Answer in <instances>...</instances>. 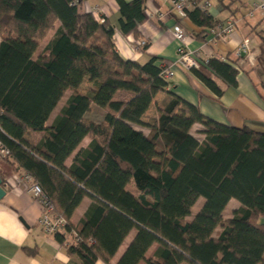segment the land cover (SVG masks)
I'll use <instances>...</instances> for the list:
<instances>
[{
    "label": "trees",
    "instance_id": "obj_1",
    "mask_svg": "<svg viewBox=\"0 0 264 264\" xmlns=\"http://www.w3.org/2000/svg\"><path fill=\"white\" fill-rule=\"evenodd\" d=\"M116 2L112 24L82 11L81 0H0V144L9 151L0 161L12 158L29 172L67 218L66 228L76 230L80 241L66 249L77 264H264V132L202 114L168 89L160 58L140 63L121 57L114 32L138 34L145 0ZM187 15L203 27L218 22L199 7ZM50 29L44 51L34 58ZM237 59L209 57L191 71L221 96L217 79L235 87ZM118 90L130 97L115 99ZM159 92L168 100L145 120ZM92 105L107 109L100 121L88 118ZM194 123L202 125V140L191 132ZM29 131L44 136L32 145L25 138ZM86 135L89 144L78 148ZM131 180L136 195L126 189ZM85 196L91 202L75 225L70 217ZM199 197L203 203L186 220ZM231 198L240 206L223 218ZM131 230L134 236L112 263ZM54 236L64 243L63 233ZM154 242L158 247L146 258Z\"/></svg>",
    "mask_w": 264,
    "mask_h": 264
},
{
    "label": "crops",
    "instance_id": "obj_2",
    "mask_svg": "<svg viewBox=\"0 0 264 264\" xmlns=\"http://www.w3.org/2000/svg\"><path fill=\"white\" fill-rule=\"evenodd\" d=\"M197 1H209L208 12L218 22H224L230 18L237 19L236 29L226 41L211 40L206 27L197 25L188 15L180 16L173 12L170 0H145L146 19L139 25L138 34L124 35L115 30L113 40L116 50L124 59L136 60L140 63L147 61L151 56L160 58L161 62H171L176 58L178 44L172 36V26L176 23H179L186 31L187 47L190 50H201L202 61L213 56L237 59V47L244 37H248L251 40L253 60L252 63L243 60L242 54L237 59V64H240L241 68L236 76L235 87L225 86L221 80L217 79L224 91L221 96H216L192 71L175 66L174 74L168 80V89L184 100L197 105L202 114L217 122L238 128L247 126L255 131L264 132V13L258 12L252 17L245 16L252 0ZM81 9L91 12L98 20L106 18L112 24L118 18L116 0H81ZM156 12H162L163 18L159 19ZM139 40L145 41L143 47L137 46L136 43ZM200 68H203V62L197 69ZM66 93V96L65 94L63 96L65 97L63 102L61 103L62 97L50 113L46 126L52 123L70 92L66 91ZM129 97L130 94L122 90H118L114 95L115 99L125 100ZM167 100L168 95L165 92L157 93L145 112L144 119L147 120L146 115L151 109V117L154 118L156 106L164 104ZM59 103H61L60 106ZM95 108L101 109L92 105L87 116ZM106 110L104 109V112ZM139 129L145 134L149 131L147 127ZM193 129L197 132V136L192 134L202 140L204 135L199 132L202 125L194 123L191 132ZM43 136L44 131H29L25 134L26 140L32 145H36ZM90 140L91 137L86 135L78 148L86 147ZM76 150L65 159L66 166L72 163ZM20 170L24 169L19 167L12 158L9 162L0 161V175L3 179L11 178ZM4 189L6 194L0 200V264H77L78 257L75 254H69L66 247L54 235H48L41 229L38 224L41 211L39 202L19 187L9 186ZM126 189L134 195L137 194L132 180L126 185ZM229 201L237 200L231 198ZM90 202L89 197H83L70 217L73 224L78 223ZM237 203L238 206L234 209L240 206L239 201ZM190 219V215L186 217V220ZM259 221L264 223V216H260ZM218 231L219 227L215 229L214 236ZM134 234L135 230H131L125 237L112 256V263L119 259ZM157 247L158 243L154 242L146 251L145 257L152 256ZM94 264L105 263L98 259ZM137 264H145V262L140 260ZM179 264L190 263L182 261Z\"/></svg>",
    "mask_w": 264,
    "mask_h": 264
},
{
    "label": "built area",
    "instance_id": "obj_3",
    "mask_svg": "<svg viewBox=\"0 0 264 264\" xmlns=\"http://www.w3.org/2000/svg\"><path fill=\"white\" fill-rule=\"evenodd\" d=\"M170 7L171 10L178 15L186 16L188 10H191L194 7L208 10L210 3L209 1L200 2L196 0H170ZM258 12L264 13V0H252L245 16L252 17ZM155 14L159 19H162L164 16L162 12H156ZM236 23L237 19L230 18L224 22H217L212 26L206 27V32L211 40L226 41L235 31ZM172 36L178 42L176 58L171 62L161 63V75L166 80H169L173 76L175 66L191 71L193 68H198L201 62H207V59L203 61L201 60L200 49L190 50L187 47V34L179 23L172 26ZM136 44L137 46L143 47L145 41L139 40ZM241 54H244L243 60L252 63V46L251 40L248 37H244L237 47L236 56L239 57ZM221 58L224 59V57ZM8 153L9 151L0 144V155L6 156ZM2 185L4 188L9 186L19 187L30 193L39 202L41 211L38 217V224L44 233L48 235H55L58 232L63 233L65 235L63 245L65 247L70 244H77L80 241L74 228H70V230L66 228L68 224L67 218L57 211L54 203L29 172L20 170L11 178L3 179Z\"/></svg>",
    "mask_w": 264,
    "mask_h": 264
},
{
    "label": "rangeland",
    "instance_id": "obj_4",
    "mask_svg": "<svg viewBox=\"0 0 264 264\" xmlns=\"http://www.w3.org/2000/svg\"><path fill=\"white\" fill-rule=\"evenodd\" d=\"M53 32V29H50L43 37L40 38L39 43H38V47L33 55L34 58H36L40 53H42L44 51V46L46 44V42L48 41L49 37L51 36ZM84 87H86L87 85H83ZM69 92V91H67ZM67 93H65L66 96ZM119 97L122 95H118ZM65 97L62 98L61 103L63 102V99ZM59 103L58 105L60 106ZM59 106L57 108H59ZM104 109L105 108H95L94 110H92L89 115L88 118L92 119V120H96V121H100L102 119L103 113H104ZM152 109L147 113L146 117L147 120H152L153 118L151 117V113ZM192 133L196 134L197 136V132L193 129ZM204 199L203 197H200V199H198L194 205L191 207V214H190V218L198 211L201 203H203ZM238 206L237 201H229L228 204L226 205L224 211H223V218H228L232 215L233 209Z\"/></svg>",
    "mask_w": 264,
    "mask_h": 264
},
{
    "label": "water",
    "instance_id": "obj_5",
    "mask_svg": "<svg viewBox=\"0 0 264 264\" xmlns=\"http://www.w3.org/2000/svg\"><path fill=\"white\" fill-rule=\"evenodd\" d=\"M244 55V54H242ZM6 194V190L4 189L3 185H2V178L0 177V200L4 197V195Z\"/></svg>",
    "mask_w": 264,
    "mask_h": 264
}]
</instances>
